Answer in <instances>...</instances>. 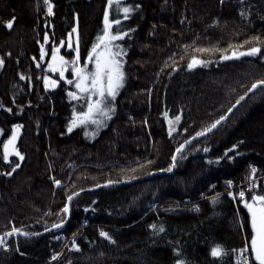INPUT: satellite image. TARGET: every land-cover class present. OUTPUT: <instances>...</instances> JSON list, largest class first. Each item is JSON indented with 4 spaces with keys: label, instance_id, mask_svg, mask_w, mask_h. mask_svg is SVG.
<instances>
[{
    "label": "trees",
    "instance_id": "1",
    "mask_svg": "<svg viewBox=\"0 0 264 264\" xmlns=\"http://www.w3.org/2000/svg\"><path fill=\"white\" fill-rule=\"evenodd\" d=\"M48 3L51 13L45 0H0V133L5 138L20 125L16 147L24 157L0 155V264H237L233 250L250 239L249 217L227 182L259 177L264 193V87L167 169L180 143L264 80V0H121L126 15L109 0ZM105 10L119 20L110 31L125 33L113 42L124 53V85L106 126L69 132L71 111L85 104L67 95L71 70L54 89L44 88L51 43L76 27L80 64H89ZM253 46L261 48L256 56H231ZM193 56L205 63L189 69ZM226 150L233 159L217 162ZM80 191L63 213L67 197ZM13 227L21 234L5 235ZM217 245L222 255L213 257Z\"/></svg>",
    "mask_w": 264,
    "mask_h": 264
},
{
    "label": "snow or ice",
    "instance_id": "2",
    "mask_svg": "<svg viewBox=\"0 0 264 264\" xmlns=\"http://www.w3.org/2000/svg\"><path fill=\"white\" fill-rule=\"evenodd\" d=\"M115 2L118 8H121L122 12L126 15L130 8L127 6H122L121 0H109V4H113ZM45 3L48 4V11L51 13L52 6L48 3V0H45ZM243 15V13H241ZM15 17H12L5 21V26L8 29H12L14 26ZM119 20H110L109 12L105 10L104 13V29L103 34L99 35L96 39V42L92 44L91 49L87 53V61L92 64L91 70L88 67V63L83 65L80 64V54L79 47L77 46L75 51L76 55L72 57L71 60L65 58L64 55H58L59 49L55 44H53L51 49V61L48 63V68L52 72H59V76L61 78L65 77V71L67 67L71 66V75L75 78L67 79V83L69 85L74 84L75 91H68L67 95L75 99L77 101H83L86 105V110L76 111L73 110L72 119L69 121L67 125V129L69 132L76 128L77 126L84 125L88 126L89 124L95 125L97 128L106 126V120L111 118V115L114 114L115 106L113 101L115 100L117 93L123 85L124 72H123V60L120 57L123 56V50L119 49L118 45H114L113 42L122 38L125 33L119 30L112 32L110 31L111 26L113 24H118ZM75 31V29H73ZM45 41L49 38L47 35L44 37ZM65 41L61 40L60 44L63 45ZM68 47L72 48V44L68 43ZM261 52V48L259 46H253L248 48L245 52H239L233 50L231 56H256L257 53ZM45 56V50L43 46H41L40 50V59L43 60ZM228 56H222L221 59H227ZM4 61L0 58V65H3ZM205 63L202 60L197 59V57L193 56L191 62L188 63V68L192 69L197 64ZM39 66V65H38ZM24 78L23 76L21 77ZM44 86L45 88H55L58 81L54 79H50L49 76H44ZM264 86V80L257 81L251 85V88L248 89L251 92L253 89H256L257 86ZM247 95V93H245ZM244 97L241 96L240 100H243ZM240 100H237V104H239ZM0 107H3L0 104ZM235 107V105H233ZM11 111V109H8ZM229 112L232 111L231 108L228 109ZM178 121L180 119L179 116L175 117ZM225 117L221 116L218 120L213 122L210 127H206L201 132H197V136L204 135V133L210 131L212 128H215ZM13 131L11 136H9L3 142V159L5 161L9 160L10 154H14L16 157H19L20 160H23V155L18 151L16 147V139L18 134V129L21 127L20 125H13ZM172 129L170 128L169 134L171 135ZM189 143V140H185L184 143L180 144L176 149L175 153L172 156V164L169 166L167 171L171 172L172 168L175 166V162L177 160V155L180 154V158L183 159L182 150L185 149V146ZM238 147L237 144L232 145V149H236ZM204 152H208L209 149L206 147L203 149ZM228 151L226 150L225 155L223 157H217V162L221 159L232 160L233 157L228 155ZM240 155V153H236ZM20 164L16 163L15 168H19ZM13 168V171H15ZM251 173L254 174L257 172L255 166H250ZM6 175H11V172L5 173ZM54 183L59 185L61 181L55 180ZM108 183H112L108 181ZM231 185L232 181L227 182ZM249 188L253 189L252 194L249 198H246V193L241 190L238 194H233L229 192L228 195L236 198V195L240 197V202L244 205L247 210V215L249 217V227H250V239L246 237L245 245L242 249L233 250L239 251L240 256L237 260V264H264V193H259L257 189L259 188L258 184L249 183ZM77 193L73 192L71 195L67 197V200L71 202L72 198L76 196ZM88 209H85L87 211ZM61 211L65 214L70 213L69 203H65L64 207ZM65 223L64 219H61L59 223H53L51 227L53 229H60ZM241 226L243 227V222H241ZM154 229L155 225H152ZM164 228L161 226L158 231L164 232ZM45 231H49V229H45ZM12 233L21 234V229L13 227L11 232L5 233V235H12ZM25 236L32 235L30 233L24 232L22 233ZM100 236L107 238L108 240L115 242L113 238L104 231L100 232ZM55 238V237H54ZM0 244H4L3 238H0ZM7 247V245H5ZM73 247L77 248L75 241H73ZM250 249L251 252V261L247 255ZM177 253H179L178 249H174ZM210 254L213 257H220L222 255V249L219 245L212 247L210 250ZM59 253L56 254L58 256ZM56 257L54 256L53 259ZM175 264H186L183 259H177Z\"/></svg>",
    "mask_w": 264,
    "mask_h": 264
},
{
    "label": "rangeland",
    "instance_id": "3",
    "mask_svg": "<svg viewBox=\"0 0 264 264\" xmlns=\"http://www.w3.org/2000/svg\"><path fill=\"white\" fill-rule=\"evenodd\" d=\"M73 29H75V31H73ZM71 31H69L68 32V34H67V36H66V38L65 39H62L63 41H65V43L63 44V45H61L60 44V41L58 42V43H56L55 45L57 46V48L59 49V52H58V55H64L65 56V54H64V52H72V56L71 57H66L65 56V58L66 59H68V60H71L72 59V57L73 56H75L76 55V51H75V49H76V47L78 46V43H77V32H76V27L75 28H73ZM68 43H71L72 44V48H69L68 47ZM52 45L54 44V42H52L51 43ZM51 61V53H50V57H49V59H48V62H47V64H46V73L44 74V76H49L50 77V79H54V80H57V81H59L60 79H61V77L59 76V72L57 71V72H52L49 68H48V63ZM81 65H83V64H81ZM88 67H89V69L91 70V68H92V64L89 62V64H88ZM68 70H71V66L69 65L68 67H67V69H66V71H65V73L66 72H68ZM43 76V77H44ZM123 83H124V79H123ZM58 84V83H57ZM124 85V84H123ZM123 85H122V87H120V89H122L123 88ZM43 86H44V80H43ZM57 86V85H56ZM71 86H74V84H72ZM44 88H45V86H44ZM47 89H54V88H52V87H49V88H47ZM119 89V90H120ZM76 89H75V87H74V91H75ZM85 108H83L82 110H86V105L84 106ZM76 111H82V110H77V109H75ZM72 113H73V110L71 111V116H70V119H72ZM90 126V128H93V127H96L95 125H91V124H89ZM12 131H13V128L11 129V131L9 132V134L4 138V137H1V133H0V155H2V157H3V142L9 137V136H11V134H12ZM18 135H19V132H18V134H17V137H18ZM16 141H17V139H16ZM16 145H17V143H16ZM10 156H15L14 154H10ZM9 156V157H10ZM263 178V180H264V177H262Z\"/></svg>",
    "mask_w": 264,
    "mask_h": 264
},
{
    "label": "water",
    "instance_id": "4",
    "mask_svg": "<svg viewBox=\"0 0 264 264\" xmlns=\"http://www.w3.org/2000/svg\"><path fill=\"white\" fill-rule=\"evenodd\" d=\"M258 87H264V86H257V88ZM251 88V87H250ZM256 89H253L251 92H247V95H243V97H244V99L245 98H247L250 94H252L254 91H255ZM244 99L243 100H240V102H239V104H237V103H234L233 105H235V107H231V109H232V111L231 112H229L228 110L226 111V113L223 115L224 117H225V119L226 118H228L231 114H232V112H233V109H235L237 106H239L241 103H243V101H244ZM224 119V120H225ZM224 120H222L221 122H220V124H218L215 128H217L218 126H220L221 124H223V121ZM215 128H212L210 131H208V132H206V133H204V135L205 134H207V133H209V132H211L213 129H215ZM204 135H201V136H197V135H194V136H191V138H189V139H187V140H189V143H191L192 141H194V140H196V139H199V138H202V136H204ZM182 143H184V142H182ZM182 143H180V144H182ZM188 143V144H189ZM172 170H173V168H172ZM171 172H169L168 174H170ZM132 182H135V181H132ZM108 184H115V183H108ZM102 185H106V183L105 184H102ZM99 187H101V185H97L96 186V188H99ZM95 188V189H96ZM86 191V190H85ZM85 191H80V192H76L77 194L78 193H83V192H85ZM66 203H68V200L66 201ZM2 236V235H1ZM0 236V237H1Z\"/></svg>",
    "mask_w": 264,
    "mask_h": 264
},
{
    "label": "built area",
    "instance_id": "5",
    "mask_svg": "<svg viewBox=\"0 0 264 264\" xmlns=\"http://www.w3.org/2000/svg\"><path fill=\"white\" fill-rule=\"evenodd\" d=\"M259 177L258 178H252V179H249L247 181V183L245 184H238V185H234L233 183H231V185L228 186V188L231 190V192L235 195V194H238L239 191L243 190L245 193L248 192V190L250 189L249 188V183H255V184H258V181H259ZM263 185V183H262ZM233 198V197H232ZM240 197L238 195H236V198L234 200H237L239 199ZM248 255V253H247ZM249 257V255H248Z\"/></svg>",
    "mask_w": 264,
    "mask_h": 264
}]
</instances>
